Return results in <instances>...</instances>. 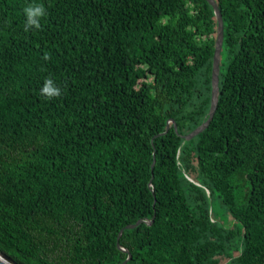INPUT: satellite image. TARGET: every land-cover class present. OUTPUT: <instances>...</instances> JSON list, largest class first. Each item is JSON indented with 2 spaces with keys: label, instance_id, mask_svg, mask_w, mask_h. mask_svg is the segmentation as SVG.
I'll list each match as a JSON object with an SVG mask.
<instances>
[{
  "label": "trees",
  "instance_id": "trees-1",
  "mask_svg": "<svg viewBox=\"0 0 264 264\" xmlns=\"http://www.w3.org/2000/svg\"><path fill=\"white\" fill-rule=\"evenodd\" d=\"M215 1L219 103L186 141L211 108L207 0H35L29 32L34 0H0L1 253L122 264L121 230L154 220L124 230L127 264H264V0Z\"/></svg>",
  "mask_w": 264,
  "mask_h": 264
},
{
  "label": "water",
  "instance_id": "water-1",
  "mask_svg": "<svg viewBox=\"0 0 264 264\" xmlns=\"http://www.w3.org/2000/svg\"><path fill=\"white\" fill-rule=\"evenodd\" d=\"M209 4L213 7L217 21H218V28H217V39H216V49H215V54H214V61H213V72H212V98H211V108L209 112V118L207 121H205L200 127H198L196 130H194L192 133H190L187 136H184L186 141H190L196 136H198L200 133L205 131L210 123L212 122L215 113L217 111L218 103H219V96H220V77H221V60H222V50H223V44H224V21H223V16L222 13L219 9V6L215 0H207ZM172 121L168 122L167 125V130L166 132L160 134V136L166 135L169 130H170V123ZM175 131L178 133V128L175 124ZM155 166V162L153 163V168ZM152 181L150 182L149 186L152 189ZM143 223L148 224V225H153L154 220L152 221H143L140 220L134 225H129L125 229H134ZM122 229L121 232L119 233L118 236V248L120 251L128 253V258L122 263V264H127L131 258L132 255L127 249H124L120 245V239L124 233V230ZM0 264H18L15 261H13L9 256L3 254L0 252Z\"/></svg>",
  "mask_w": 264,
  "mask_h": 264
},
{
  "label": "clouds",
  "instance_id": "clouds-1",
  "mask_svg": "<svg viewBox=\"0 0 264 264\" xmlns=\"http://www.w3.org/2000/svg\"><path fill=\"white\" fill-rule=\"evenodd\" d=\"M23 14L25 16L24 31L29 32L33 29H41V20L47 15V11L42 3H37L34 0L33 3L28 4L23 9ZM44 59L47 61L50 59V56L46 54ZM40 94L46 100L50 101L60 97L62 95V91L51 77H46L40 90Z\"/></svg>",
  "mask_w": 264,
  "mask_h": 264
},
{
  "label": "rangeland",
  "instance_id": "rangeland-1",
  "mask_svg": "<svg viewBox=\"0 0 264 264\" xmlns=\"http://www.w3.org/2000/svg\"><path fill=\"white\" fill-rule=\"evenodd\" d=\"M215 208H216V210H219V206L218 205H216ZM223 218L225 219V217H223Z\"/></svg>",
  "mask_w": 264,
  "mask_h": 264
},
{
  "label": "bare ground",
  "instance_id": "bare-ground-1",
  "mask_svg": "<svg viewBox=\"0 0 264 264\" xmlns=\"http://www.w3.org/2000/svg\"><path fill=\"white\" fill-rule=\"evenodd\" d=\"M1 257V256H0Z\"/></svg>",
  "mask_w": 264,
  "mask_h": 264
}]
</instances>
